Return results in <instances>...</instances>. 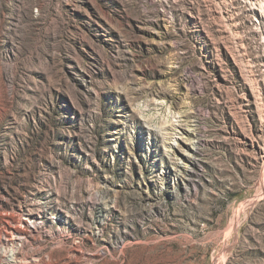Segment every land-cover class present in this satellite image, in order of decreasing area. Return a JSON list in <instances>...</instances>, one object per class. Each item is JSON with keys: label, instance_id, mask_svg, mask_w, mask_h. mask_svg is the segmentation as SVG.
Segmentation results:
<instances>
[{"label": "rangeland", "instance_id": "obj_1", "mask_svg": "<svg viewBox=\"0 0 264 264\" xmlns=\"http://www.w3.org/2000/svg\"><path fill=\"white\" fill-rule=\"evenodd\" d=\"M0 203V264H264V0H0Z\"/></svg>", "mask_w": 264, "mask_h": 264}, {"label": "bare ground", "instance_id": "obj_2", "mask_svg": "<svg viewBox=\"0 0 264 264\" xmlns=\"http://www.w3.org/2000/svg\"><path fill=\"white\" fill-rule=\"evenodd\" d=\"M3 204L0 203V206ZM29 213H25L23 215L28 216ZM6 222H10V220H6ZM32 230L38 228V222L34 220H30ZM0 229L4 230V233L1 235V242L5 246L12 247L9 252L5 253L6 257H11L13 260L20 257V253L22 252L20 249L15 248L18 245H26L28 243V239L26 234L23 232L13 229V228H7V226H0ZM15 258V259H14ZM40 260L39 256L37 254L32 255L29 259H26L25 262H28L29 264L38 263Z\"/></svg>", "mask_w": 264, "mask_h": 264}]
</instances>
